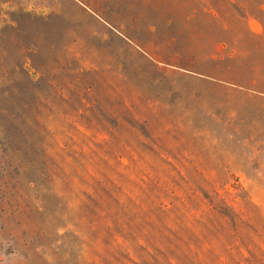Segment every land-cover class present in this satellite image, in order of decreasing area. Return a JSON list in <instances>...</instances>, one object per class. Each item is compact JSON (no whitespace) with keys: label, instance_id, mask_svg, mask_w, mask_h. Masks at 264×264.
Returning a JSON list of instances; mask_svg holds the SVG:
<instances>
[{"label":"rangeland","instance_id":"rangeland-1","mask_svg":"<svg viewBox=\"0 0 264 264\" xmlns=\"http://www.w3.org/2000/svg\"><path fill=\"white\" fill-rule=\"evenodd\" d=\"M264 0H0V264H261Z\"/></svg>","mask_w":264,"mask_h":264},{"label":"trees","instance_id":"trees-1","mask_svg":"<svg viewBox=\"0 0 264 264\" xmlns=\"http://www.w3.org/2000/svg\"><path fill=\"white\" fill-rule=\"evenodd\" d=\"M264 255V254H263ZM261 264H264V256L261 259Z\"/></svg>","mask_w":264,"mask_h":264}]
</instances>
